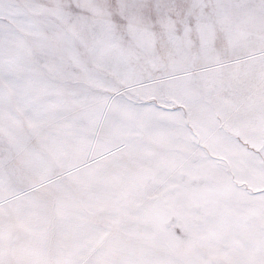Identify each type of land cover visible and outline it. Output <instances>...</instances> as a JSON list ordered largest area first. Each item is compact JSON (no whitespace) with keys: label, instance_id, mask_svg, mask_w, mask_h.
Masks as SVG:
<instances>
[{"label":"snow or ice","instance_id":"1","mask_svg":"<svg viewBox=\"0 0 264 264\" xmlns=\"http://www.w3.org/2000/svg\"><path fill=\"white\" fill-rule=\"evenodd\" d=\"M0 264H264V0H0Z\"/></svg>","mask_w":264,"mask_h":264}]
</instances>
